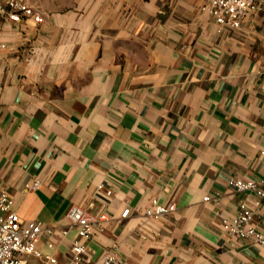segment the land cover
Returning <instances> with one entry per match:
<instances>
[{
	"label": "crops",
	"instance_id": "crops-1",
	"mask_svg": "<svg viewBox=\"0 0 264 264\" xmlns=\"http://www.w3.org/2000/svg\"><path fill=\"white\" fill-rule=\"evenodd\" d=\"M205 1L27 0L43 23L0 19V193L57 231L43 255L70 263L77 205L106 216L96 264H264L224 225L249 206L264 233V198L230 185L264 180V12L221 28ZM154 200L175 211L146 218Z\"/></svg>",
	"mask_w": 264,
	"mask_h": 264
},
{
	"label": "built area",
	"instance_id": "built-area-1",
	"mask_svg": "<svg viewBox=\"0 0 264 264\" xmlns=\"http://www.w3.org/2000/svg\"><path fill=\"white\" fill-rule=\"evenodd\" d=\"M203 13L208 14L221 28L240 29L243 22L252 14L264 12V0H206L201 7ZM0 19H8L13 23L23 20H33L41 24L44 19L30 7L27 0H0ZM264 155V147L262 150ZM230 185L237 191L253 192L264 198V180H232ZM39 181L33 182L31 189H37ZM209 201V198L205 199ZM175 211L174 204H161L154 200L146 210L145 216L150 219H162ZM0 264H32L30 257L39 264H59L54 256H45L38 248V242L43 234L53 236L57 231L44 228L39 222H22L20 216L13 210V203L6 191L0 193ZM130 209L124 210L122 218H127ZM69 228L77 231V238L72 243L73 257L69 264H96L88 256L87 241L95 233V229L103 230L106 216L99 218L91 216L83 208L73 205L67 213ZM252 207L242 206L239 213L224 221L227 234L238 240H251L264 245V233L259 230L255 221ZM68 234V229L60 231ZM53 247L52 244L48 245ZM118 258L114 251H106L102 257V264H117Z\"/></svg>",
	"mask_w": 264,
	"mask_h": 264
}]
</instances>
